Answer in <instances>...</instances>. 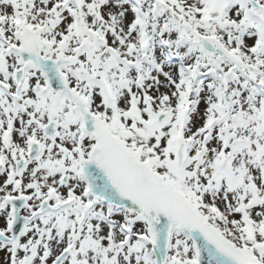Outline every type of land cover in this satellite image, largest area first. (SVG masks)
<instances>
[{"label":"snow or ice","instance_id":"obj_1","mask_svg":"<svg viewBox=\"0 0 264 264\" xmlns=\"http://www.w3.org/2000/svg\"><path fill=\"white\" fill-rule=\"evenodd\" d=\"M0 264H264V0H0Z\"/></svg>","mask_w":264,"mask_h":264}]
</instances>
